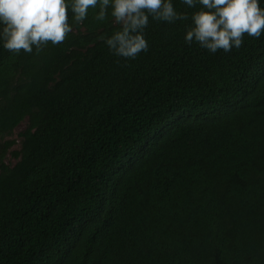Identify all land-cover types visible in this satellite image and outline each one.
Wrapping results in <instances>:
<instances>
[{
  "label": "trees",
  "instance_id": "1",
  "mask_svg": "<svg viewBox=\"0 0 264 264\" xmlns=\"http://www.w3.org/2000/svg\"><path fill=\"white\" fill-rule=\"evenodd\" d=\"M172 3L188 19L149 17L135 59L98 7L59 44L0 43V264H264V33L213 54Z\"/></svg>",
  "mask_w": 264,
  "mask_h": 264
},
{
  "label": "clouds",
  "instance_id": "2",
  "mask_svg": "<svg viewBox=\"0 0 264 264\" xmlns=\"http://www.w3.org/2000/svg\"><path fill=\"white\" fill-rule=\"evenodd\" d=\"M188 8L200 5L191 16L192 26L185 33V42H196L215 54L239 48L243 35L260 38L264 33L262 0H181ZM97 8L95 19L104 21L111 9L118 31L105 39L116 56L135 59L148 50L144 29L153 20L174 23L188 19L178 13L172 0H0V43L9 52L32 53L47 42H63L72 32L69 13L82 23L89 8Z\"/></svg>",
  "mask_w": 264,
  "mask_h": 264
},
{
  "label": "rangeland",
  "instance_id": "3",
  "mask_svg": "<svg viewBox=\"0 0 264 264\" xmlns=\"http://www.w3.org/2000/svg\"><path fill=\"white\" fill-rule=\"evenodd\" d=\"M27 126V121H25L24 123H22L14 132L13 136L10 138H7V140H13L15 141V145L13 146V148L9 151V153L7 154L6 160L5 162L12 166H15L16 163L18 162L19 159H17L13 153L15 151H20L21 150V144H22V139L20 137V133L22 131H24L26 129Z\"/></svg>",
  "mask_w": 264,
  "mask_h": 264
}]
</instances>
